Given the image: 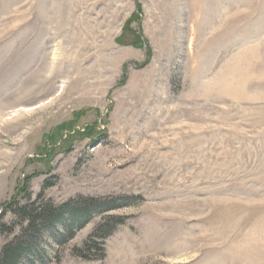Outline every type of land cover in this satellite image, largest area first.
I'll return each mask as SVG.
<instances>
[{
    "label": "rangeland",
    "instance_id": "obj_1",
    "mask_svg": "<svg viewBox=\"0 0 264 264\" xmlns=\"http://www.w3.org/2000/svg\"><path fill=\"white\" fill-rule=\"evenodd\" d=\"M0 112L14 263L264 264V0H0Z\"/></svg>",
    "mask_w": 264,
    "mask_h": 264
},
{
    "label": "trees",
    "instance_id": "obj_2",
    "mask_svg": "<svg viewBox=\"0 0 264 264\" xmlns=\"http://www.w3.org/2000/svg\"><path fill=\"white\" fill-rule=\"evenodd\" d=\"M129 41H133L131 38H129ZM52 183H49L47 180L43 184V189L48 188L51 186ZM43 191L40 192L37 197L41 198L43 195ZM82 201V200H81ZM96 202L95 199L92 198V200L89 202H84V204H92L93 202ZM74 201H71L70 203H64L59 206L52 204L49 201H44L42 200L37 204L36 201H31L28 200L24 203L22 202H16V201H9L7 202L4 206L6 210H13L17 214L20 220L22 221H27L28 226L30 227L33 225L35 221L41 220L43 222V226L46 224H51L53 223L54 220H67V222H70L71 225L69 228H66L61 233V239L59 240V243L61 241H67L69 238L73 237L75 234V229L72 226V224H77L82 223L83 219H85V216H80L82 215L80 213L74 214ZM65 207L69 208V214L70 218L69 219H63L60 216L62 213L59 211L60 209H63ZM3 216L2 210L0 211V220ZM60 218V219H59ZM122 222V221H120ZM41 225V226H42ZM114 223L113 221L108 222L107 224H103L100 226H97L93 232L89 235V237L86 239V241L83 243L82 246L76 247L74 249V254L77 255L80 258H84L87 260L90 259H96V258H101L104 255V248H103V241L104 239L110 235L113 231ZM28 227V228H29ZM36 228V227H35ZM12 227L10 225H6L3 223H0V232L3 231H11ZM33 228V232H34ZM20 239L17 238L14 241H11L5 246H3L1 253H0V264H16L14 263L15 258L18 255L22 254V251L24 250L26 244L24 243H19Z\"/></svg>",
    "mask_w": 264,
    "mask_h": 264
},
{
    "label": "bare ground",
    "instance_id": "obj_3",
    "mask_svg": "<svg viewBox=\"0 0 264 264\" xmlns=\"http://www.w3.org/2000/svg\"><path fill=\"white\" fill-rule=\"evenodd\" d=\"M1 113V112H0ZM0 115H2V114H0Z\"/></svg>",
    "mask_w": 264,
    "mask_h": 264
}]
</instances>
